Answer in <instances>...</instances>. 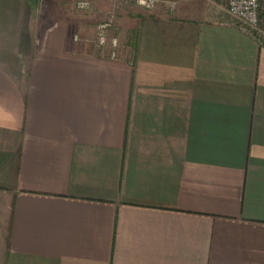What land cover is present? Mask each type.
Here are the masks:
<instances>
[{
	"label": "crops",
	"instance_id": "crops-1",
	"mask_svg": "<svg viewBox=\"0 0 264 264\" xmlns=\"http://www.w3.org/2000/svg\"><path fill=\"white\" fill-rule=\"evenodd\" d=\"M31 1L0 0V264H264V43L220 0L134 7L116 51Z\"/></svg>",
	"mask_w": 264,
	"mask_h": 264
},
{
	"label": "rangeland",
	"instance_id": "rangeland-1",
	"mask_svg": "<svg viewBox=\"0 0 264 264\" xmlns=\"http://www.w3.org/2000/svg\"><path fill=\"white\" fill-rule=\"evenodd\" d=\"M80 1L82 0H33L31 9L37 11L38 24L42 26L59 21L74 29L72 38L81 37L87 43H95L101 48L112 44L115 50L119 45V35L123 37L122 27L127 23L128 11L134 7L151 10L158 5L166 6L164 0H159L152 8L130 0H88L89 3L83 6ZM220 1L223 4L224 0ZM103 22H109V25L105 33V41L100 44L98 25Z\"/></svg>",
	"mask_w": 264,
	"mask_h": 264
},
{
	"label": "built area",
	"instance_id": "built-area-1",
	"mask_svg": "<svg viewBox=\"0 0 264 264\" xmlns=\"http://www.w3.org/2000/svg\"><path fill=\"white\" fill-rule=\"evenodd\" d=\"M130 1H135L138 4L152 8L159 0ZM164 2L170 10H174L178 0H164ZM79 3L83 6L88 4L89 1L82 0ZM223 6H225L236 24L250 30L264 43V0H224ZM108 25L109 22H103L98 25L100 44H103L105 41Z\"/></svg>",
	"mask_w": 264,
	"mask_h": 264
}]
</instances>
